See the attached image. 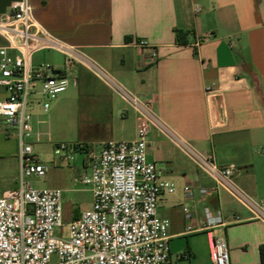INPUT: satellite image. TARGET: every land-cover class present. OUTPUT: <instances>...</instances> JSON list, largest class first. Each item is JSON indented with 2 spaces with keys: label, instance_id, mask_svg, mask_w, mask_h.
<instances>
[{
  "label": "crops",
  "instance_id": "1",
  "mask_svg": "<svg viewBox=\"0 0 264 264\" xmlns=\"http://www.w3.org/2000/svg\"><path fill=\"white\" fill-rule=\"evenodd\" d=\"M15 1L0 0V16ZM30 2L35 20L49 34L82 48L141 99L151 101L171 128L213 155L220 166H236L240 187L264 203V0ZM139 39L157 50L155 64L145 62L151 51L138 47ZM6 45L0 35V47ZM51 53L57 52H38L33 62L50 61L64 69L65 58ZM68 79V89L50 100L47 112L41 99L33 97L32 136L37 142L40 126L50 124L51 116L77 132L73 144L88 148L138 138L139 115L87 67L75 65ZM7 96L0 86V101ZM0 128L6 130L1 122ZM13 133L19 143L18 133ZM19 154L20 145L11 163L0 169V198L20 187ZM147 155L176 186L174 193L161 195L158 206L159 215L171 223L172 264H212L211 244L219 237L228 240L231 264H261L263 223L250 219L244 206L155 129L147 138ZM86 159L85 154L83 175L90 173ZM187 185L192 186V196L184 191ZM199 187L209 189L207 198L201 197ZM64 204L63 197L65 223L81 215ZM184 206L193 213L195 229L204 225L207 207L222 211L224 225L188 233ZM237 214L239 222L233 217Z\"/></svg>",
  "mask_w": 264,
  "mask_h": 264
},
{
  "label": "built area",
  "instance_id": "2",
  "mask_svg": "<svg viewBox=\"0 0 264 264\" xmlns=\"http://www.w3.org/2000/svg\"><path fill=\"white\" fill-rule=\"evenodd\" d=\"M10 8L0 16V35L7 41L6 46L0 47V86L8 92L0 101V122L8 133H18L20 187L0 198V264H172L171 223L159 215L158 206L161 195L174 193L176 186L162 177L156 163L148 160L147 138L152 129L172 140L217 188L244 206L251 213L250 219L264 224V203L240 187L236 166H220L213 155L201 152L171 128L151 101L141 99L82 48L49 34L35 20L30 0L15 1ZM136 45L150 49L147 64L158 61L157 50L146 40L139 39ZM41 51L61 54L65 68L58 69L50 61L35 64L33 57ZM78 64L87 67L122 98L139 115L142 125L134 141L111 140L99 149L82 143L56 145L58 155L62 151L85 152L90 168V173L78 181L90 188L92 205L65 223L63 191L34 188L29 182L31 177L43 179L48 167L27 139L34 128L33 97L41 99L47 112L50 100L68 89V72ZM199 190L203 199L209 196L208 188ZM184 191L187 196L193 195L191 185L185 186ZM183 212L188 233L224 225L221 210L205 208L204 225L199 229L193 226L191 209L184 206ZM233 217L237 222L242 220L239 214ZM63 227L68 228L67 235L58 236L56 229ZM211 259L212 264H231L225 237L213 240Z\"/></svg>",
  "mask_w": 264,
  "mask_h": 264
},
{
  "label": "rangeland",
  "instance_id": "3",
  "mask_svg": "<svg viewBox=\"0 0 264 264\" xmlns=\"http://www.w3.org/2000/svg\"><path fill=\"white\" fill-rule=\"evenodd\" d=\"M51 54L58 59L62 56L59 53ZM53 107L51 110H53ZM40 131V141L37 142L34 135H31L27 142L33 144L34 153L42 158L49 170L47 176L43 179L31 177L29 179L30 184L38 189L60 188L64 194L65 209L69 208L73 214L89 209L92 204L91 190L78 181L83 176V161L86 153H68L70 159L65 151H62L60 155L55 154L56 144H73L72 142L77 140L75 139L77 132L71 130L69 126L63 125L58 117L54 118L52 116L50 124L41 125ZM14 135L13 132L8 133L0 128V169L9 165L12 156L19 150V143ZM76 166H79V168L77 169ZM67 229L66 227L58 228L56 234L65 236L68 233ZM56 260L57 257L54 256L53 261L56 262Z\"/></svg>",
  "mask_w": 264,
  "mask_h": 264
},
{
  "label": "trees",
  "instance_id": "4",
  "mask_svg": "<svg viewBox=\"0 0 264 264\" xmlns=\"http://www.w3.org/2000/svg\"><path fill=\"white\" fill-rule=\"evenodd\" d=\"M260 259H261V264H264V244L261 245L260 247Z\"/></svg>",
  "mask_w": 264,
  "mask_h": 264
}]
</instances>
